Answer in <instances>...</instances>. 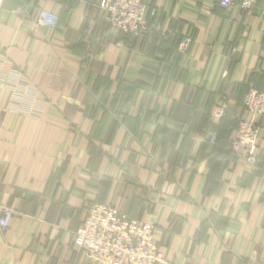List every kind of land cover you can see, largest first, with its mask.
<instances>
[{
  "label": "crops",
  "instance_id": "1",
  "mask_svg": "<svg viewBox=\"0 0 264 264\" xmlns=\"http://www.w3.org/2000/svg\"><path fill=\"white\" fill-rule=\"evenodd\" d=\"M102 1L2 0L0 264H91L73 235L95 203L153 224L158 264H264V117L256 164L229 150L264 92V0H144L160 29L126 38Z\"/></svg>",
  "mask_w": 264,
  "mask_h": 264
},
{
  "label": "built area",
  "instance_id": "2",
  "mask_svg": "<svg viewBox=\"0 0 264 264\" xmlns=\"http://www.w3.org/2000/svg\"><path fill=\"white\" fill-rule=\"evenodd\" d=\"M236 0H220V4L228 7ZM258 0H239L242 12H251ZM2 0H0V7ZM103 12L101 23L112 30V34L121 38L137 37L147 33L151 28L160 29L159 24H151L146 15L144 0H103L99 5ZM37 28L58 26V16L47 10H40L34 21ZM92 22H88L91 27ZM122 43V41L120 42ZM186 38L182 44L187 45ZM249 116L237 122L230 139V152L242 158L246 163L257 162V140L260 126L253 117H264V92L249 86L243 104ZM211 142L214 136H211ZM12 211L3 208L0 215V233L9 227ZM73 245L84 252L91 264H158L163 262L155 240L153 224L129 218L116 207L104 204L88 206L83 222L73 235Z\"/></svg>",
  "mask_w": 264,
  "mask_h": 264
},
{
  "label": "rangeland",
  "instance_id": "3",
  "mask_svg": "<svg viewBox=\"0 0 264 264\" xmlns=\"http://www.w3.org/2000/svg\"><path fill=\"white\" fill-rule=\"evenodd\" d=\"M95 204H97V203H95ZM92 205V204H91ZM155 227V226H154ZM79 251H81V250H79ZM83 252V251H82ZM84 253V252H83ZM87 259V258H86Z\"/></svg>",
  "mask_w": 264,
  "mask_h": 264
}]
</instances>
